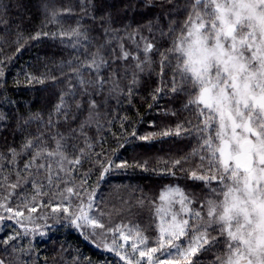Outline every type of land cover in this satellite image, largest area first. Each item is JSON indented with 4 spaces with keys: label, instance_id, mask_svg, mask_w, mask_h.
Instances as JSON below:
<instances>
[{
    "label": "snow or ice",
    "instance_id": "obj_1",
    "mask_svg": "<svg viewBox=\"0 0 264 264\" xmlns=\"http://www.w3.org/2000/svg\"><path fill=\"white\" fill-rule=\"evenodd\" d=\"M141 3L146 9H160L159 16L143 26L148 35L130 26L114 28L110 13L93 16V0H80L81 12L93 21L99 19L107 42L115 41V47L107 52L112 59L98 49L85 61H78L77 66L71 67L76 84L67 82V89L59 95L43 122L44 127L26 137L19 151L10 148L8 155L0 153V161L6 160L17 169L16 182H0V188L5 189L0 193V210L11 214L0 215V221L24 216L19 208L8 206L21 180L36 189L37 194L41 188H55L63 183L65 187L60 194H67L64 198L69 206L57 204L52 211L67 214L71 224L93 242L97 236L110 235V244L105 240L97 247L114 253L123 264H199V254L214 248L222 249L214 264H264V0H184L182 5L176 0H141ZM45 11L50 22H59L60 10H49L45 5ZM62 11L70 15L73 10ZM177 12L183 15L179 22L174 17ZM40 35L31 38L38 39ZM53 35L70 40L74 37L77 43L89 39L79 24L68 32ZM125 40L134 43L133 50L125 46ZM117 60L121 62L123 75L115 72L105 75ZM81 69L93 78L85 79ZM165 69L170 73V93L189 97L184 107L197 123L193 125L191 119H185L159 135H194L198 148L192 153L197 159L194 167L184 169L182 165L189 162V157H183L165 162L163 171L175 175L173 169L179 168L185 172L186 180L206 186L215 182L217 186L210 187L211 196L202 203L178 185L166 187L158 196V204L150 201L154 205L153 221H158L155 246L150 247L138 226L108 227L101 219L103 213L92 214L94 194H88L85 201L71 180V173L85 156V150L76 142L83 141L91 148L87 130L93 122L100 127L97 117L104 104L96 97L103 96L107 86V98L115 95L128 98L139 86L142 74L156 72L159 79ZM3 75L0 71V78ZM32 79L43 83V79L29 76ZM160 91L157 88L153 98ZM30 119L42 120L39 114ZM61 124L66 126L67 135L59 130ZM17 157L24 159L22 168ZM87 159H92V155ZM97 164L101 179L112 168L129 166L126 160L115 163L104 157ZM135 166L147 168V162ZM73 197L78 199L76 211H70ZM193 203L198 204V209L191 207ZM27 210L31 213L36 208ZM17 223L21 221L18 219ZM157 253L165 258L156 257ZM0 264L5 261L0 259Z\"/></svg>",
    "mask_w": 264,
    "mask_h": 264
},
{
    "label": "trees",
    "instance_id": "obj_2",
    "mask_svg": "<svg viewBox=\"0 0 264 264\" xmlns=\"http://www.w3.org/2000/svg\"><path fill=\"white\" fill-rule=\"evenodd\" d=\"M93 3L95 7L91 15L100 17L110 13L114 28H139L144 35L148 33L143 26L156 19L160 12L157 8L146 9L141 0H93ZM176 3L182 5L184 0H176ZM45 5L49 6V10L61 11L58 23L50 22ZM65 8H71L72 14H63ZM174 17L177 22L183 19L180 12L174 13ZM0 21H4L0 23V61L3 62L0 63V71L4 73L0 78V153L8 155V149L19 151L26 137L34 134L38 127H44L43 122L58 102L59 95L67 89V82L71 80L72 84H76V74L71 67L77 66L78 61H85L98 49L111 60L112 56L107 52L115 47V41L107 42L99 19L93 21L81 12L80 0H0ZM78 24L81 31L87 33L88 40L81 39L77 43L74 37L70 40L53 35L68 32ZM37 33H41L39 38L32 39ZM124 43L130 51L134 49L132 41L125 40ZM101 45L105 47L101 48ZM80 71L85 79L93 78L84 69ZM113 72L123 75L119 60L105 75ZM156 72L142 74L139 86L128 98L123 95L107 98V86L103 96L96 97L99 103L104 104L97 117L100 127L93 122L87 130L91 148L83 141L76 142L85 150V156L71 173V180L83 193L85 201L88 194H94L92 214L103 213L101 219L108 227L118 224L138 226L148 238L150 247L155 246L158 236L155 227L158 221H153L154 205L150 201L158 204V196L166 187L178 185L193 194L196 202L202 203L210 198V187L217 186L215 182L206 186L186 180L185 172L179 168L173 169L175 175L163 171L165 162L171 163L183 157H189V162L182 165L184 169L194 167L197 159L192 153L198 148V143L194 135L182 133L179 137H163L159 133L164 129H174L185 119H191L193 125L197 121L184 107L189 97L170 93L168 69L159 79ZM29 76L41 78L43 83L29 80ZM157 88L161 91L153 98ZM36 114L42 118L41 121L30 119ZM26 120L28 124H24ZM72 126L75 127V123ZM59 130L68 134L63 124ZM141 136L151 138L142 140L139 139ZM118 144L122 146L118 147ZM90 154L92 159H87ZM101 157L115 163L126 160L129 166L112 168L101 179L97 164ZM17 159L22 168L24 159ZM142 162H147V168L135 166ZM0 165H3L0 167V182H16L17 169H13L6 160L0 161ZM4 177L8 178L7 181ZM64 187L63 183L55 188L46 186L37 194L36 189L21 180V186L14 190L15 195L10 198L8 206L14 210L19 208L24 216L0 221V259L5 264H123L114 253L106 251L103 246L97 247L105 240L110 244V235L97 236L93 242L71 224L67 214L52 211L57 204L69 206V201L64 198L67 194H60ZM4 191L0 188V193ZM70 203V211H76L78 199L73 197ZM30 207H35L36 211L29 213L27 209ZM191 207L198 209V204L193 203ZM0 215L7 217L11 214L0 210ZM29 216L31 219H28ZM18 219L21 223H17ZM35 226L43 229L44 233L34 234L31 229ZM13 236L15 239H10ZM180 243H183V238ZM218 252L222 249L201 252L199 264H214ZM160 254L155 256L161 258Z\"/></svg>",
    "mask_w": 264,
    "mask_h": 264
},
{
    "label": "rangeland",
    "instance_id": "obj_3",
    "mask_svg": "<svg viewBox=\"0 0 264 264\" xmlns=\"http://www.w3.org/2000/svg\"><path fill=\"white\" fill-rule=\"evenodd\" d=\"M33 229H31L33 231L34 234L36 235H39V234H43L44 233V230L43 229H39V227L37 228L36 226L35 227H32ZM161 255V258L160 259H164L165 256L160 254ZM155 259V258H154Z\"/></svg>",
    "mask_w": 264,
    "mask_h": 264
}]
</instances>
